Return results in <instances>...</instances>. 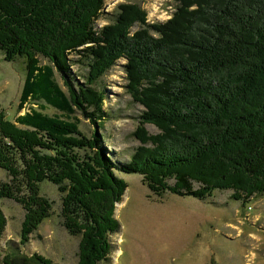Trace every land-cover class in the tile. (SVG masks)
<instances>
[{
    "label": "trees",
    "instance_id": "16d2710c",
    "mask_svg": "<svg viewBox=\"0 0 264 264\" xmlns=\"http://www.w3.org/2000/svg\"><path fill=\"white\" fill-rule=\"evenodd\" d=\"M107 1L0 0V53L26 72L24 114L12 121L0 111V168L9 177L0 201L23 207L25 246L53 213L40 185L57 187L63 225L80 237L78 264L110 260L116 204L128 188L117 173L142 176L160 197H264V0H175L172 18L156 24L140 5L113 14ZM120 61L144 108L134 133L141 145L128 162L112 159L105 137H87L75 116L100 130L111 118L104 78ZM73 66L84 71L79 78ZM5 225L0 208V241ZM0 264L58 263L18 248L0 253Z\"/></svg>",
    "mask_w": 264,
    "mask_h": 264
},
{
    "label": "rangeland",
    "instance_id": "374dc122",
    "mask_svg": "<svg viewBox=\"0 0 264 264\" xmlns=\"http://www.w3.org/2000/svg\"><path fill=\"white\" fill-rule=\"evenodd\" d=\"M140 5L150 19H171L168 11L175 0H108L106 11L115 14L121 4ZM169 7V8H168ZM105 18L100 26L109 24ZM43 63H47L45 58ZM120 61L104 78L107 91L105 110L110 119L97 128L80 112V130L87 136L101 134L104 147L112 159L128 162L129 156L141 144L134 137L138 117L144 108L136 104L127 90V78ZM24 62L9 63L0 53V111L10 120L23 115L18 111L26 72ZM72 71L79 78L84 72L77 66ZM57 82L67 93L64 78L56 70ZM82 81V80H81ZM50 115L57 111L50 109ZM151 135L160 131L146 125ZM128 188L122 201L116 204L115 218L120 230L110 236L113 252L103 264H264V197L237 201L233 191H216L213 197L199 200L166 193L161 197L151 192L138 174L117 173ZM0 168V184L8 182ZM173 183V182H171ZM57 187L49 182L40 185V193L53 202L52 216L45 220L21 246V226L25 218L23 207L12 200L0 201L5 216V230L0 241V253L20 249L22 255H41L58 264H78L80 237L72 236L63 225L62 198Z\"/></svg>",
    "mask_w": 264,
    "mask_h": 264
},
{
    "label": "built area",
    "instance_id": "2783aa9c",
    "mask_svg": "<svg viewBox=\"0 0 264 264\" xmlns=\"http://www.w3.org/2000/svg\"><path fill=\"white\" fill-rule=\"evenodd\" d=\"M169 8V7H168ZM107 10V9H106ZM168 11H170V13H171V18H172V16H173V13L175 12V9H173V7L171 6L170 7V9H168ZM170 18V17H169ZM166 19V21L167 20H170V19ZM165 20H160V19H150V18H148V22L150 23V24H156V23H164V22H166Z\"/></svg>",
    "mask_w": 264,
    "mask_h": 264
}]
</instances>
